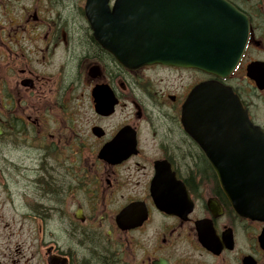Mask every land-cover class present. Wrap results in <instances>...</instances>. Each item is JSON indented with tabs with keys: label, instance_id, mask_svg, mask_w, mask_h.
Returning a JSON list of instances; mask_svg holds the SVG:
<instances>
[{
	"label": "flooded vegetation",
	"instance_id": "obj_1",
	"mask_svg": "<svg viewBox=\"0 0 264 264\" xmlns=\"http://www.w3.org/2000/svg\"><path fill=\"white\" fill-rule=\"evenodd\" d=\"M228 1L249 37L215 77L127 68L88 0H0V264H264V217L235 211L182 123L215 79L264 130V0Z\"/></svg>",
	"mask_w": 264,
	"mask_h": 264
},
{
	"label": "water",
	"instance_id": "obj_2",
	"mask_svg": "<svg viewBox=\"0 0 264 264\" xmlns=\"http://www.w3.org/2000/svg\"><path fill=\"white\" fill-rule=\"evenodd\" d=\"M90 19L94 28L112 29L97 36L110 37L106 46L126 67L158 63L221 76L238 63L249 29L247 17L227 0H117L112 12L93 11ZM99 19L106 23L97 25ZM182 120L214 166L223 165L221 182L235 210L264 216V131L239 97L219 82H203L185 102ZM213 133L223 142L212 145L205 135ZM232 172L243 174L228 176Z\"/></svg>",
	"mask_w": 264,
	"mask_h": 264
}]
</instances>
